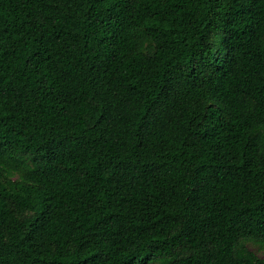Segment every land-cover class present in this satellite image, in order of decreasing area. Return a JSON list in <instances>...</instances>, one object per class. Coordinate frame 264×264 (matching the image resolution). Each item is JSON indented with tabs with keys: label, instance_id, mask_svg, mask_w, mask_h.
Masks as SVG:
<instances>
[{
	"label": "trees",
	"instance_id": "16d2710c",
	"mask_svg": "<svg viewBox=\"0 0 264 264\" xmlns=\"http://www.w3.org/2000/svg\"><path fill=\"white\" fill-rule=\"evenodd\" d=\"M264 0H0V264H264Z\"/></svg>",
	"mask_w": 264,
	"mask_h": 264
},
{
	"label": "rangeland",
	"instance_id": "374dc122",
	"mask_svg": "<svg viewBox=\"0 0 264 264\" xmlns=\"http://www.w3.org/2000/svg\"><path fill=\"white\" fill-rule=\"evenodd\" d=\"M249 249H251L257 256L264 257V248H261L259 245L255 243H247Z\"/></svg>",
	"mask_w": 264,
	"mask_h": 264
}]
</instances>
